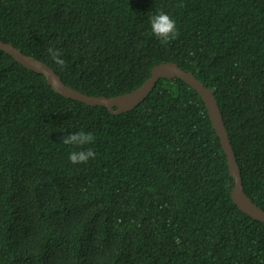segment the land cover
Listing matches in <instances>:
<instances>
[{"label": "trees", "instance_id": "obj_1", "mask_svg": "<svg viewBox=\"0 0 264 264\" xmlns=\"http://www.w3.org/2000/svg\"><path fill=\"white\" fill-rule=\"evenodd\" d=\"M158 12L176 22L167 44L151 34ZM0 40L91 96L130 93L165 62L194 73L264 209V0H0ZM80 131L94 142L62 143ZM233 188L205 102L181 79L113 114L0 50V264H264V224Z\"/></svg>", "mask_w": 264, "mask_h": 264}, {"label": "water", "instance_id": "obj_2", "mask_svg": "<svg viewBox=\"0 0 264 264\" xmlns=\"http://www.w3.org/2000/svg\"><path fill=\"white\" fill-rule=\"evenodd\" d=\"M0 50L12 56L25 68L44 75L54 91L90 106L107 107L113 114H121L138 107L153 92L160 79H181L201 95L209 111L213 126L227 156L230 176L234 180L233 201L245 214L264 224V209L256 204L245 190L240 166L218 99L214 91L198 79L194 73L184 70L176 62H165L155 66L151 77L141 87L130 93L116 97L91 96L67 85L54 68L32 55L24 53L13 44L0 40Z\"/></svg>", "mask_w": 264, "mask_h": 264}, {"label": "clouds", "instance_id": "obj_3", "mask_svg": "<svg viewBox=\"0 0 264 264\" xmlns=\"http://www.w3.org/2000/svg\"><path fill=\"white\" fill-rule=\"evenodd\" d=\"M150 29L151 34L154 35L161 44H167L172 40H175L179 35L176 22L166 13L158 12L150 17ZM49 55L54 62L63 67L65 62L60 59L61 53L53 48L48 49ZM94 142V137L91 133H85L83 131L67 135L63 138L62 143L65 145H76L81 148L85 144ZM95 157V152L89 148L87 150L72 151L69 155V160L72 164L87 163L89 158ZM176 243L179 244L180 240L177 238Z\"/></svg>", "mask_w": 264, "mask_h": 264}]
</instances>
